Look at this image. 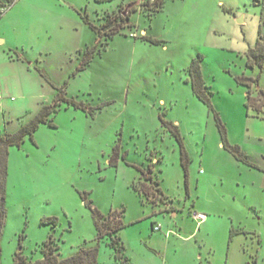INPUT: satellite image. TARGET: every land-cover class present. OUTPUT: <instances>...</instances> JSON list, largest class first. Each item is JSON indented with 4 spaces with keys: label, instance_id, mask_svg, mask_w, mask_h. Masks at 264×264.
Listing matches in <instances>:
<instances>
[{
    "label": "rangeland",
    "instance_id": "374dc122",
    "mask_svg": "<svg viewBox=\"0 0 264 264\" xmlns=\"http://www.w3.org/2000/svg\"><path fill=\"white\" fill-rule=\"evenodd\" d=\"M154 1L19 0L0 19V50L32 63L42 102L58 88L75 101L10 148L1 264L19 251L41 258L50 236L63 257L97 244L93 208L121 215L132 264H264V172L223 147L216 116L264 160V118L246 106L264 89V62L249 63L264 0H166L157 11ZM194 60L214 109L194 93ZM18 90L0 95V134L41 102ZM149 176L161 194L141 189L153 191ZM98 261L122 264L106 239Z\"/></svg>",
    "mask_w": 264,
    "mask_h": 264
},
{
    "label": "trees",
    "instance_id": "16d2710c",
    "mask_svg": "<svg viewBox=\"0 0 264 264\" xmlns=\"http://www.w3.org/2000/svg\"><path fill=\"white\" fill-rule=\"evenodd\" d=\"M166 0H155L154 6L155 10H160L164 6ZM1 2V0H0ZM115 22L125 21V16H118ZM119 24V23H118ZM154 42H159L153 40ZM250 65L254 66L257 63L259 66H262L264 62V33L261 28L260 36L257 40V44L254 48L250 49ZM19 56V55H18ZM88 62V61H87ZM86 63V62H85ZM85 65V64H84ZM192 73V87L194 93L205 102L210 108L214 109L212 104V99L210 97V92L205 86L203 75L201 72L199 60H194L190 67ZM248 80L249 87L252 86V83L257 82L258 78L252 77H243L239 80ZM257 97L253 96L252 89L247 92L248 101L246 103L247 109H253L256 112V115L264 118V89L259 88L257 91ZM62 101H67L70 103H75L74 99L68 98L65 95V90L63 88H58V92L53 102L44 103L40 110L32 117L29 121L19 127L13 133L0 134V241L3 234V229L6 223L7 218V180L9 173V156L10 148L12 146H20L26 137L34 138V133L37 131L39 126L43 123H48L54 125L53 117L59 110V106ZM219 128L222 135V143L225 149L230 151L238 160L248 163L250 166H257L253 161H251L249 155L238 145L231 143L228 139V133L225 124L222 122L219 113L216 112ZM167 124H171L168 121H165ZM177 133L180 141L181 138L178 133V128L173 127ZM182 153H183V165L187 169L190 158L188 153L185 151L184 144L181 141ZM145 174V173H144ZM149 180L153 181V177L149 176ZM154 188L148 190L146 183H144L141 189L147 194L155 195L156 192L161 194V189L159 187V182L153 181ZM136 189H140L137 184H134ZM151 188V187H150ZM157 195V193H156ZM94 214V223L97 228V244L89 245L86 244L81 246V248L74 252L71 255L63 257L60 252V247L56 243L55 238L50 236V238L42 244L40 251L42 252L41 258H34L33 256H26L23 251H19L15 255L14 264H99L98 256L100 251L101 242L106 239L108 244L113 249V254L117 260H121L122 264H132L130 258L125 253V243L122 239L120 231L125 227V224L122 221L121 215L118 213H110L104 215L97 208H93ZM49 221L57 223V218H49ZM154 230L155 226L153 227ZM1 243H0V264H1Z\"/></svg>",
    "mask_w": 264,
    "mask_h": 264
},
{
    "label": "crops",
    "instance_id": "0c3cea01",
    "mask_svg": "<svg viewBox=\"0 0 264 264\" xmlns=\"http://www.w3.org/2000/svg\"><path fill=\"white\" fill-rule=\"evenodd\" d=\"M10 51L11 50L7 49H4L3 51L0 50V95L1 97L4 96L6 91L11 88L19 89V92H22L25 88L30 90L33 89L35 92L32 93V95H39L41 99V102L38 103L37 111L35 112L36 114L44 103H50L42 102V81L33 70L31 62L28 63L25 57L22 55L18 56V54H12ZM248 155L251 157V161H253L262 172H264V160L259 162L255 160L251 154Z\"/></svg>",
    "mask_w": 264,
    "mask_h": 264
},
{
    "label": "built area",
    "instance_id": "2783aa9c",
    "mask_svg": "<svg viewBox=\"0 0 264 264\" xmlns=\"http://www.w3.org/2000/svg\"><path fill=\"white\" fill-rule=\"evenodd\" d=\"M19 0H1L0 2V19L18 2ZM194 216L199 220H203L205 218V214L201 212H195ZM200 221V222H201ZM156 230L161 229V225L155 226Z\"/></svg>",
    "mask_w": 264,
    "mask_h": 264
},
{
    "label": "flooded vegetation",
    "instance_id": "af4514ba",
    "mask_svg": "<svg viewBox=\"0 0 264 264\" xmlns=\"http://www.w3.org/2000/svg\"><path fill=\"white\" fill-rule=\"evenodd\" d=\"M118 16H121V17L123 16V17H124V14L121 13V14H119Z\"/></svg>",
    "mask_w": 264,
    "mask_h": 264
},
{
    "label": "water",
    "instance_id": "95a60500",
    "mask_svg": "<svg viewBox=\"0 0 264 264\" xmlns=\"http://www.w3.org/2000/svg\"><path fill=\"white\" fill-rule=\"evenodd\" d=\"M241 21V20H240Z\"/></svg>",
    "mask_w": 264,
    "mask_h": 264
}]
</instances>
